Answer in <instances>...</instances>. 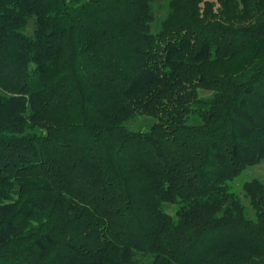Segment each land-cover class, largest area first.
I'll return each mask as SVG.
<instances>
[{"label":"trees","instance_id":"16d2710c","mask_svg":"<svg viewBox=\"0 0 264 264\" xmlns=\"http://www.w3.org/2000/svg\"><path fill=\"white\" fill-rule=\"evenodd\" d=\"M156 1L0 0V264H264V0Z\"/></svg>","mask_w":264,"mask_h":264},{"label":"rangeland","instance_id":"374dc122","mask_svg":"<svg viewBox=\"0 0 264 264\" xmlns=\"http://www.w3.org/2000/svg\"><path fill=\"white\" fill-rule=\"evenodd\" d=\"M168 1L169 0H157L153 4L154 15H155V18H154L155 20L153 23V30L157 28L158 24L160 23V20L164 19L167 16L169 12ZM209 1L216 2L217 0H209ZM34 31H35V21L33 19H30L26 33L32 36L34 35ZM199 93L204 98H208L212 95V92L204 91V90H200ZM155 122L156 120L149 116H139L134 121L130 122L128 127L134 131H137V130L148 131ZM255 179L264 183V161H262L258 165L247 168L241 174V176L236 178L234 181L229 182L230 191L240 197L241 202L245 208L246 217L252 220L256 219L255 211L252 208L250 201L245 194L243 186L245 183L251 182ZM164 208L167 211V213H169L173 217L176 216L178 206L171 205V204H165Z\"/></svg>","mask_w":264,"mask_h":264}]
</instances>
